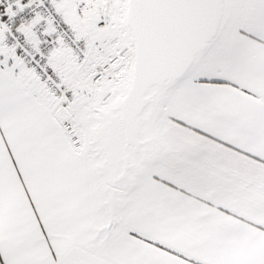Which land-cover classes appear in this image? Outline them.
<instances>
[{
  "label": "snow or ice",
  "instance_id": "1",
  "mask_svg": "<svg viewBox=\"0 0 264 264\" xmlns=\"http://www.w3.org/2000/svg\"><path fill=\"white\" fill-rule=\"evenodd\" d=\"M0 264H264V0H0Z\"/></svg>",
  "mask_w": 264,
  "mask_h": 264
}]
</instances>
